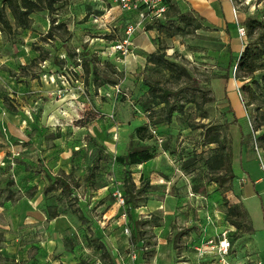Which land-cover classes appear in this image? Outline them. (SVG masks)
Returning <instances> with one entry per match:
<instances>
[{
  "label": "rangeland",
  "instance_id": "rangeland-1",
  "mask_svg": "<svg viewBox=\"0 0 264 264\" xmlns=\"http://www.w3.org/2000/svg\"><path fill=\"white\" fill-rule=\"evenodd\" d=\"M171 1L165 18L148 32L150 46L139 53V63L112 52L125 27L111 0H56L52 13L33 12L27 28L16 26L6 5L13 29L0 25V264H209L195 247L222 234L238 257L256 263L264 245L258 205L264 203V147L257 139L264 132V68L254 72L252 83L235 66L248 42L260 33L264 42L263 28L248 36L244 24L249 16L264 22V0H225L232 7L228 20L218 17L222 0ZM138 35L144 36L141 29ZM151 50L185 74L177 78L148 62ZM146 79L183 88L181 111L170 123L151 125L139 105ZM193 79L201 90L189 86ZM145 123L153 136L144 143L155 154L145 168L98 160L97 144L105 147L101 157L124 154L135 128ZM201 124L217 125L229 150L235 176L222 186L209 180L214 170L204 161L216 144H203ZM240 131L246 143H240ZM128 169L136 186H147L137 207L122 210L117 198ZM259 174L263 182L248 200L250 209L256 207L247 216L254 230L236 229L226 218L227 206L245 208L244 187ZM58 175L76 183L72 193L44 191ZM48 205L56 217H48Z\"/></svg>",
  "mask_w": 264,
  "mask_h": 264
},
{
  "label": "trees",
  "instance_id": "trees-1",
  "mask_svg": "<svg viewBox=\"0 0 264 264\" xmlns=\"http://www.w3.org/2000/svg\"><path fill=\"white\" fill-rule=\"evenodd\" d=\"M54 1L56 0H4V4L0 5L1 30L7 32L13 29V24L7 16L5 10L6 5L11 9L14 15L16 26L18 28H27L30 25L32 13L41 9H46L48 12L52 13L54 9ZM166 1L169 8L172 1ZM180 17L191 19V17H185L184 14H180ZM162 19L163 18L155 19L150 23H146L144 30L149 31L155 24H160ZM244 24L247 28L248 36H251L252 33L257 30V28L264 29V22L257 19L256 17H247L244 21ZM125 25L126 22L124 21V27ZM51 34L52 30L49 29L47 36L51 37ZM67 54L71 53L67 50ZM83 55H85V53ZM263 55V33H260L258 39L253 42H248L243 48L236 62L235 70L241 72L242 77H247L252 80V83H257V80L253 78V74L258 69L264 68V62L261 61V57ZM147 60L154 65L163 66L164 68L171 70L177 78H180L181 75L185 74V69L174 61L167 59L164 53L159 54L156 51L151 52L148 55ZM91 74L94 80H98L99 77L96 68L91 71ZM261 78L264 79V73ZM99 84H103V82H100ZM146 85V93L139 98V105L143 111L147 112L150 124L157 125L161 123H170L173 112L181 111L182 104L179 102L178 98L183 92V88L173 90L152 79H146ZM189 86L195 90H201L202 88L195 79L192 80ZM243 86L246 90L249 89L248 86ZM232 123L237 125V120L235 117L232 120ZM200 127L204 128L203 144H216V152L212 156L206 158L204 161L207 168L214 170V173L210 175L209 180L215 182L219 186H222L227 179H231L235 176L230 170L229 150L224 142L223 135L218 130L217 125L201 124ZM148 129L149 125L147 123L137 126L131 136L125 153L121 155H113L110 152H105L101 157L100 154L103 152L105 147L102 143L97 144L95 146V152L97 154L98 160H101L102 158H110L123 165H136L152 159L155 156L153 146L151 144L144 143L145 140L150 139L153 136L152 133L148 131ZM240 133V143H246L244 133L241 131ZM135 138L136 141L134 142L133 139ZM257 139L263 143L264 147V132L258 135ZM220 170H224V173ZM94 174L95 171L92 169L86 174L85 178L89 180ZM75 186L76 183H73L64 176L58 175L55 176L54 180L45 187L44 191L48 192L55 187H59L61 189V193L70 194L72 193ZM146 186L147 183H142L141 185L136 186L133 181L131 171L129 169L125 171L123 177V197L126 207L127 204L129 207H137L136 200L146 191ZM47 215L49 218H54L58 215L54 206H47ZM247 216L248 212L241 204L231 203L227 206L226 218L228 222L236 229L242 228L246 231L253 232L254 229L252 226V221Z\"/></svg>",
  "mask_w": 264,
  "mask_h": 264
},
{
  "label": "built area",
  "instance_id": "built-area-1",
  "mask_svg": "<svg viewBox=\"0 0 264 264\" xmlns=\"http://www.w3.org/2000/svg\"><path fill=\"white\" fill-rule=\"evenodd\" d=\"M115 6L123 13L132 15V18L127 19L124 34L122 39L114 43L112 52L116 54L118 59H124L127 55H133L132 52V35L138 30L143 31L146 23H150L155 19H161L165 17L168 9L166 0H111ZM240 35L245 34L244 27L239 28ZM240 99L242 97L240 95ZM153 133L155 130L151 129ZM261 169L264 172V165L262 157L260 156ZM117 204L122 210H126V203L123 194H119L117 198ZM128 232V229H125ZM195 249L201 256H208L211 264H244L239 261L231 260L232 243L229 237L225 234L219 236V238H212L205 243L200 244ZM133 264H145L144 262H137Z\"/></svg>",
  "mask_w": 264,
  "mask_h": 264
},
{
  "label": "crops",
  "instance_id": "crops-1",
  "mask_svg": "<svg viewBox=\"0 0 264 264\" xmlns=\"http://www.w3.org/2000/svg\"><path fill=\"white\" fill-rule=\"evenodd\" d=\"M221 7H222V10H223V14H219L218 17H224L226 20H228L229 18H231V15H232V7H231V4L230 2L228 1H225V0H222L221 3H220ZM113 6L115 7V5L113 4ZM116 13H118L119 15H122L124 17V21H126L127 19H130L132 18V15L131 14H128V13H123L121 12L118 7L116 6L115 9ZM114 18V17H113ZM150 31V30H149ZM149 31H143L142 30V34H144V36L141 37V35H138V37H134L135 34L137 33V31L135 32L134 35H132L131 39L132 41L135 40L137 38V41H138V38H139V41L140 43H134V48L133 49V54L134 55H127V57L125 58V60L127 61H135L137 63H139V59H141V55L139 54L141 52V50H144V48H146L148 45L150 46V39H148V32ZM146 36V37H145ZM150 38V37H149ZM154 50V49H153ZM153 50H151L150 52H152ZM239 82V81H238ZM234 87L238 90L239 88V85L235 82L234 83ZM239 98V97H238ZM239 102L241 103L240 99H238ZM242 105V108L244 109V106L243 104L241 103ZM148 161L146 162H143V163H140V164H137L139 166H143L144 168L149 164ZM148 168V167H147ZM248 173V172H247ZM259 173V171H258ZM262 176L257 175L256 178H254L253 182H250L248 181L244 187V191L246 192L243 196V203H244V206L245 208L247 209V212L249 213L250 217L252 218V213H255V211H253V209H255L256 207L252 206V208L250 209L249 208V204H248V200L252 197H256V194L253 192V190L255 189L257 191V189H259V187L261 186L262 184ZM254 205V204H252ZM260 205L261 207V210L263 208V211H264V203H263V200L261 199L260 200ZM254 207V208H253ZM260 210V208H259ZM253 211V212H252ZM259 252L257 254V260H256V263L255 264H264V245H260L259 244ZM126 248V247H125ZM230 258L231 260H235V261H239V262H242L244 264H249V260H252L249 256H245V257H238L235 250H234V246L232 244V249H231V255H230ZM250 258V259H249ZM204 260H208V263L211 264L210 262V259L208 256L204 257ZM137 262H143L142 260L140 261H134L133 263H137ZM132 263V264H133Z\"/></svg>",
  "mask_w": 264,
  "mask_h": 264
}]
</instances>
